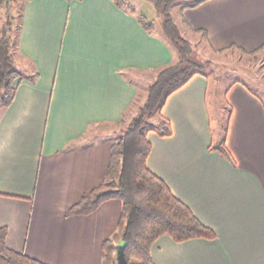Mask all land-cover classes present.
<instances>
[{
  "label": "crops",
  "instance_id": "crops-1",
  "mask_svg": "<svg viewBox=\"0 0 264 264\" xmlns=\"http://www.w3.org/2000/svg\"><path fill=\"white\" fill-rule=\"evenodd\" d=\"M186 3L177 15L173 5L172 15L192 43L215 52L264 44V0ZM131 5L24 3L14 48L24 76L12 102L0 106V227L9 247L49 264H105L103 241L119 231L122 199L86 214L67 211L105 177L124 129L114 126L140 102L138 111L158 71L178 60ZM209 83L197 73L168 96L153 120L167 118L172 134L148 132L147 162L217 235L177 242L163 234L152 264H264V98L247 82L227 87L218 105L229 112L227 155L214 147L220 134Z\"/></svg>",
  "mask_w": 264,
  "mask_h": 264
},
{
  "label": "trees",
  "instance_id": "trees-1",
  "mask_svg": "<svg viewBox=\"0 0 264 264\" xmlns=\"http://www.w3.org/2000/svg\"><path fill=\"white\" fill-rule=\"evenodd\" d=\"M21 0H0V12H7ZM24 3L27 0H23ZM179 0H152L157 12L162 17L163 34L171 47L177 52L178 60L162 67L154 80L148 85L147 96L138 111L127 122H121L125 128L120 138L113 143L110 161L105 177L100 184L84 193L73 204L68 214H86L96 209L103 201L120 198L123 211L119 221V231L103 241L105 264H152V245L163 234H168L175 241L203 237L212 239L217 233L213 227L205 224L180 199L168 183L148 165V156L152 143L148 138L150 130H157L162 135H171L170 121L163 117L155 122L153 117L159 113L168 96L184 85L193 75L215 73L213 61H198L193 56L192 42L181 32L173 15L172 6ZM204 0H195L182 6H195ZM123 5H130L129 0H116ZM132 6V5H131ZM134 8V6H132ZM20 13V25L16 37L12 35V20L7 22L6 30L0 36V106L12 102L16 92V81L24 76L17 65L14 48L20 35L23 18ZM145 26L156 29L154 19L140 15ZM9 27V28H8ZM206 36V32H204ZM227 49L238 50L241 54L254 55L264 49V44L254 50H247L233 44ZM231 112V108H230ZM227 126L224 136L214 147L229 155L225 146ZM7 228L0 227V264H49L23 251L15 250L6 243ZM120 242H123V257L119 258Z\"/></svg>",
  "mask_w": 264,
  "mask_h": 264
},
{
  "label": "rangeland",
  "instance_id": "rangeland-1",
  "mask_svg": "<svg viewBox=\"0 0 264 264\" xmlns=\"http://www.w3.org/2000/svg\"><path fill=\"white\" fill-rule=\"evenodd\" d=\"M191 1L193 0H179L178 2H176L173 6L174 13L177 15V11L181 3ZM23 2V0L18 2V4L12 7L9 12H7L5 9L1 10L0 36L8 26L7 22L9 20H12L10 29H12L11 32L14 38L16 37L18 26L20 25L21 21L20 13L23 8ZM129 2L132 3V5H135L139 9V11L145 14L149 19H154L156 23V30L159 32V34L164 35L162 30V17L157 12V9L152 0H129ZM186 37H191L189 39H192V35L188 32L186 33ZM192 48L193 56L198 61H205L208 59L213 61V65H211V68L213 67L215 69V73H209L206 76L209 77L210 81L208 101L212 115L211 119L213 121V129L215 135L218 136L220 134L219 139L217 140V142L219 143L224 136V129L227 126L229 112H227L226 104L221 107V111H219L218 105L221 101H225V93L227 87L236 80L247 82L255 89L256 92H258L264 98V49L257 52L255 56H250L241 54L238 50L231 49H227L222 52H215L202 44L198 45V43H193ZM147 92L148 88L145 89L144 96L147 95ZM139 103H135V105L131 107L129 112H127V122L134 116ZM155 117H158V115H156ZM155 117L154 119H156ZM114 127L125 128V124L119 123ZM122 131H119V133L115 134L117 138L119 137V134L121 135Z\"/></svg>",
  "mask_w": 264,
  "mask_h": 264
},
{
  "label": "water",
  "instance_id": "water-1",
  "mask_svg": "<svg viewBox=\"0 0 264 264\" xmlns=\"http://www.w3.org/2000/svg\"><path fill=\"white\" fill-rule=\"evenodd\" d=\"M122 246H123V242H120L119 258L123 257Z\"/></svg>",
  "mask_w": 264,
  "mask_h": 264
}]
</instances>
